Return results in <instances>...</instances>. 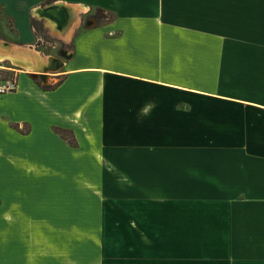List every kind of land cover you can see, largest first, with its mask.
<instances>
[{
  "label": "crops",
  "instance_id": "obj_1",
  "mask_svg": "<svg viewBox=\"0 0 264 264\" xmlns=\"http://www.w3.org/2000/svg\"><path fill=\"white\" fill-rule=\"evenodd\" d=\"M57 1L63 70L0 66V264H264V0H0L15 42Z\"/></svg>",
  "mask_w": 264,
  "mask_h": 264
},
{
  "label": "water",
  "instance_id": "obj_2",
  "mask_svg": "<svg viewBox=\"0 0 264 264\" xmlns=\"http://www.w3.org/2000/svg\"><path fill=\"white\" fill-rule=\"evenodd\" d=\"M75 13L76 11L73 10L72 7L60 1L40 5L34 9V14L37 18L46 21L47 26L51 30H56L62 35L75 20ZM24 47L25 49L27 48L26 53H28L29 56L37 59L38 62L36 64H32L28 59L23 60L16 58L11 54L0 56V61L10 62L12 65L30 72L33 77L41 78L58 72L64 65V61L61 58L52 55L44 56L40 51L35 49L33 44Z\"/></svg>",
  "mask_w": 264,
  "mask_h": 264
},
{
  "label": "rangeland",
  "instance_id": "obj_3",
  "mask_svg": "<svg viewBox=\"0 0 264 264\" xmlns=\"http://www.w3.org/2000/svg\"><path fill=\"white\" fill-rule=\"evenodd\" d=\"M75 15H76L75 20L72 22L71 26H74L76 24L78 25V23L80 21H81L82 27H86L89 24H93V20L91 18H88V16L85 15L84 12L77 11L75 13ZM34 18H36V19H33L34 21L32 22L33 23L32 26L35 29V34L38 36H41L43 38V40L45 41V44L43 45L42 49L41 48H35V49L40 51L42 53V55H44V56L52 55L55 57H59L64 61L66 58V55L64 54L65 50L62 49L63 43L60 40L64 36V34L62 35L56 30H53V29L51 30L47 26V24H45V22H44V26L43 25L41 26V22H43V21L40 20L39 18H37V16H35ZM10 25H11V21L9 20L8 17H6L3 10L0 9V51H2L4 49H5V51H15L18 53L26 51L27 48L25 49V47H24L26 45H24L22 43L15 42L16 41L15 40L16 34L14 33L13 29L11 30L9 28ZM66 44L68 46V48H67V52H68L72 47V43L69 42ZM12 56H16V54H13ZM3 64L5 66L9 65L10 67L19 68L18 66L12 65L10 62H7V61L1 62L0 61V66H2ZM0 68H2V67H0ZM19 69H21V68H19ZM61 70H63V69H61ZM39 79H41V80H39ZM38 80L42 81V82H40L42 85H44V83H47V81H44L41 77H39ZM0 81H4V80H0ZM24 129H25V127H24ZM109 205H110V203H109ZM111 207L112 206H110V208ZM119 211L120 210L113 207V211H107V212L112 213V214H116V215H124V212L122 210L120 211V213H119ZM75 243L76 242H73V248L75 246ZM109 243L113 244V242H110V241H109ZM110 244L108 245L107 242L104 241V249H108V248L114 249L117 247L116 245L114 247V246H111ZM93 249H95L94 245L91 246L89 244L88 250H93Z\"/></svg>",
  "mask_w": 264,
  "mask_h": 264
},
{
  "label": "trees",
  "instance_id": "obj_4",
  "mask_svg": "<svg viewBox=\"0 0 264 264\" xmlns=\"http://www.w3.org/2000/svg\"><path fill=\"white\" fill-rule=\"evenodd\" d=\"M6 66L10 67L9 65H6ZM0 76H1L0 80H6V81H9V82L13 83L14 85H16L17 73L14 69L0 68ZM13 89H11V90H13ZM43 89H48V88L43 87ZM53 129L57 132V134L60 135L61 138L66 140L69 144H71V145L76 144L73 132L70 129L59 128V127H55Z\"/></svg>",
  "mask_w": 264,
  "mask_h": 264
},
{
  "label": "bare ground",
  "instance_id": "obj_5",
  "mask_svg": "<svg viewBox=\"0 0 264 264\" xmlns=\"http://www.w3.org/2000/svg\"><path fill=\"white\" fill-rule=\"evenodd\" d=\"M26 51H27V49H26ZM26 51L20 53L21 57L19 59H23V60H27L28 59L32 64H36L38 62L37 59L35 57L29 56V54H27ZM2 52L5 53V54H8L7 53L8 51L6 52V51L2 50ZM5 54H0V56H3ZM15 54H16V52H15Z\"/></svg>",
  "mask_w": 264,
  "mask_h": 264
},
{
  "label": "built area",
  "instance_id": "obj_6",
  "mask_svg": "<svg viewBox=\"0 0 264 264\" xmlns=\"http://www.w3.org/2000/svg\"><path fill=\"white\" fill-rule=\"evenodd\" d=\"M15 85L9 81H0V92H5L13 89Z\"/></svg>",
  "mask_w": 264,
  "mask_h": 264
}]
</instances>
